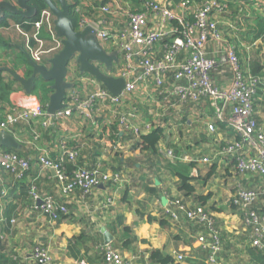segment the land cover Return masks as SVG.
I'll list each match as a JSON object with an SVG mask.
<instances>
[{
    "label": "crops",
    "instance_id": "1",
    "mask_svg": "<svg viewBox=\"0 0 264 264\" xmlns=\"http://www.w3.org/2000/svg\"><path fill=\"white\" fill-rule=\"evenodd\" d=\"M65 1L76 24L78 8L100 28L109 26L111 17L101 15L96 10L99 7L118 10L120 27L125 8L141 10L143 2ZM167 1L177 7L181 0ZM202 1L195 0L196 4ZM221 5L225 6L217 17L221 41L219 44L210 42L208 54L221 45H228L234 49L244 72L264 81V0H221ZM5 19L10 25L0 28V36H3L2 30L13 27L14 32L8 33L5 39L13 44L16 42L14 51L22 53L26 61L23 34L32 33L11 25L10 15ZM44 34L41 38L45 47L50 45V48L53 43L44 38ZM19 43L21 45H17ZM7 48L11 47L3 45L0 51ZM55 54L51 52L45 57V63L49 65ZM13 59L12 56L0 57L3 66L0 69H11L8 65H13ZM116 64L110 71L105 69L113 79H118L113 75L118 70ZM16 66L21 77L27 79L31 75L30 70V75L24 76L25 64ZM81 75L85 74L80 73L77 64L75 69L67 68L66 81L76 85L75 80L79 81ZM167 79L172 82L171 75ZM210 79L216 88L227 89L232 73L227 67H218L210 73ZM43 83L40 87L44 88L48 103L52 89L50 83ZM15 89L9 96L10 108L16 99L26 94L19 83ZM127 113L134 114L130 124L139 129V137L119 126V115ZM229 118L230 111L218 118L206 99L180 106L175 99L158 96L155 84L148 81L115 112L104 104L98 105L93 120H84L75 114L51 130H43L36 122L22 129L14 126L9 134L19 143L21 149L17 151L29 161L30 170L19 179L0 169V264H35L32 251L36 247L48 250L51 264H106L103 260L106 246L133 264H160L152 258L155 252L161 259H170L165 264H208L209 253L198 240L200 236L208 238L207 229L188 221L183 212L179 213L178 222L172 221L164 211L168 207L175 208L171 205L173 201H179L187 210L202 206L210 215L221 241L215 264H264V252L249 245L243 209L230 203L239 188L263 195L264 177L240 175L235 170L234 159L221 154L226 143L238 140ZM254 119L264 131V101L261 98L255 100ZM146 124L151 126L148 130L144 129ZM32 131L36 132L32 134ZM154 131L160 133L156 145L136 157L132 146L141 136ZM62 144L67 150L78 151L73 165L118 173V181L98 185L87 195L75 191L66 198L60 197L54 171L39 170L38 157L44 154L53 160L59 158ZM169 152L171 157L167 155ZM203 158L211 162L204 164ZM182 178L192 192L181 187ZM32 193L40 197L52 195L59 204L67 206L68 214L52 220L40 211L39 202L34 200ZM262 195L253 210L260 212ZM179 256L182 257L180 261Z\"/></svg>",
    "mask_w": 264,
    "mask_h": 264
},
{
    "label": "built area",
    "instance_id": "2",
    "mask_svg": "<svg viewBox=\"0 0 264 264\" xmlns=\"http://www.w3.org/2000/svg\"><path fill=\"white\" fill-rule=\"evenodd\" d=\"M224 8L221 0H203L200 4H196L195 0H181L177 7L167 0H143L141 10L130 6L125 8L119 27L120 12L102 6L95 9L101 15L110 16L111 20L109 26L101 28L77 8V31L85 27L93 28L104 51L117 52L118 70L113 75L124 80L123 90L119 95L112 96L94 78L81 75L79 81L76 78V85L73 82L71 90L66 92L64 108L53 115L47 113V104L43 106L38 96L24 94L15 100L10 111L0 119V133L9 134L17 122H36L43 130H51L75 114L81 119L93 120L98 105L104 104L115 112L130 95L150 81L155 84L158 96L175 99L180 106L197 104L206 99L218 118H222L225 111H230L229 122L238 140L226 143L221 154L234 159L235 170L240 175L264 177V131L258 128L254 119L255 100L261 98L264 101V81L245 73L234 49L228 45L219 46L212 54L207 52L210 42L219 44L221 41L217 17ZM32 26V34H23L25 51L35 64L48 66L45 57L51 52L58 53L62 47L53 31L51 13L43 10L39 20ZM44 28L53 43L50 48H46L40 38V31ZM94 66L102 74L112 76L102 64L94 63ZM218 67H227L232 73V82L227 89L216 88L210 79V73ZM75 68L77 63L73 60L68 69ZM170 75L172 82L167 79ZM134 117L132 113L120 114L118 124L123 130L139 137V129L130 124ZM150 127L146 124L144 129ZM208 128L213 130L212 126ZM61 149V156L55 160L44 154L38 157L39 170L54 171L60 197L66 198L75 191L87 195L98 185L118 181V173L104 172L100 168L90 170L78 167L68 174L64 162H75L78 151L67 150L64 144ZM167 155L172 156L170 152ZM201 162L209 164L211 161L203 158ZM0 169L21 179L30 170V163L23 156L0 149ZM261 195L254 190L239 188L232 195L230 203L233 207L243 209L244 223L249 230V245L264 252V192L261 213L252 209ZM32 197L39 202L40 211L54 221L68 214L67 206L59 204L52 195L40 197L32 193ZM171 205L175 208L168 207L164 213L172 221L178 222L179 213L183 212L188 221L207 229L208 238L200 236L198 240L209 253L208 264L217 263L221 241L205 208L196 206L187 210L179 201H173ZM32 258L35 264H51L49 252L44 248L36 247L32 251ZM103 260L106 264H133L109 246L104 248ZM178 260H182V257L179 256Z\"/></svg>",
    "mask_w": 264,
    "mask_h": 264
},
{
    "label": "water",
    "instance_id": "3",
    "mask_svg": "<svg viewBox=\"0 0 264 264\" xmlns=\"http://www.w3.org/2000/svg\"><path fill=\"white\" fill-rule=\"evenodd\" d=\"M53 17V31L55 36L60 39L61 49L49 61L48 66H39L35 64L28 55H25L26 61L31 68V75L25 79L11 69L4 70L12 79L19 83L26 94H30L35 80L40 78L43 82L50 83L52 93L48 98L47 113L55 114L64 108V98L66 92L72 88L66 81L67 68L71 61L79 66V71L94 78L100 83L112 96H117L124 88V80L113 79L102 74L94 63L102 64L107 71L118 62L117 52L106 53L99 44L93 28L85 27L77 31L76 25L70 15L69 6L65 0H42ZM28 0H17L16 6L2 1L0 2V16L2 10L9 14L18 15L23 18H29L36 14L34 7L28 5ZM0 146L6 149L17 151L21 149L19 143L12 135L1 132Z\"/></svg>",
    "mask_w": 264,
    "mask_h": 264
},
{
    "label": "trees",
    "instance_id": "4",
    "mask_svg": "<svg viewBox=\"0 0 264 264\" xmlns=\"http://www.w3.org/2000/svg\"><path fill=\"white\" fill-rule=\"evenodd\" d=\"M28 5L32 6L35 8L36 10V14L32 17L29 18H23L20 17L18 15H14V14H8L6 10L2 11V15L0 17V28H7L9 27L10 23L7 22V20L5 19L8 15H10V17L13 19L12 23L13 25H16V27L20 28L22 31H30L31 33L33 32V26L32 24L39 20L40 14L43 10H46L47 7L45 5V3L42 0H28ZM73 19V18H72ZM74 24L76 25V20L73 19ZM32 30V31H31ZM45 33V34H44ZM43 35L44 38H48L49 40L51 39L50 36L48 35L46 29H42L40 31V38L41 35ZM6 46L4 41L0 38V47L2 46ZM7 47H11L13 49V45H7ZM16 50V49H15ZM20 57L17 56V58H19V64H25L27 67V71L24 73V76L27 77L30 75V67L29 65H27L25 58L23 57V54L18 52V50L16 51ZM0 67H3L0 64ZM10 68H12V70L16 73H18L17 70V66L16 64H13ZM4 70L0 69V119H2L5 115V113H7L8 111H10V107L9 106V96L11 93H13L16 89H15V85L18 84L14 79H12L11 77H6L4 76L3 73ZM86 75V74H85ZM254 76V75H253ZM44 88H41L38 85H34L33 89L31 90V94L38 96L40 103L45 106L47 104V99L44 98ZM44 98V99H43ZM26 122H17L15 123V127L16 128H24V127H29L31 124H33V122H29L27 124H25ZM31 123V124H30ZM13 126V127H14ZM31 129V128H29ZM37 129V128H34ZM36 131H32V134H34ZM160 138V133L158 131H154L150 134L141 136L139 138V140L132 146V150L133 153L136 157L141 156L142 153H144L145 151H148L149 149L153 148L156 143L158 142ZM0 149L3 152H8V153H14L17 154L18 156H22L20 154V152L18 151H14L11 149H6L0 146ZM74 162H67L65 160L64 164L66 167V171L68 174H70L73 170H75L76 168H78L77 166L73 165ZM27 173V172H26ZM181 187L186 190L187 192L190 193L192 192V188L188 187L187 185V181L186 179L181 180ZM62 217V216H61ZM152 258L156 259L160 264H165L167 262L170 261V259H161L160 255L158 252H155L152 254Z\"/></svg>",
    "mask_w": 264,
    "mask_h": 264
},
{
    "label": "rangeland",
    "instance_id": "5",
    "mask_svg": "<svg viewBox=\"0 0 264 264\" xmlns=\"http://www.w3.org/2000/svg\"><path fill=\"white\" fill-rule=\"evenodd\" d=\"M2 1H5V2H7V3H9V4H11L12 6H16V0H0V2H2ZM55 2V1H54ZM46 10H48V9H46ZM12 21H13V19L12 20H10V22H11V25L13 24L12 23ZM13 30H15L13 27H11L10 29H8V30H2L3 31V36H0V38L4 41V43H5V45L7 46V45H15L16 44V42H14L15 44H13L12 42H10V41H8V40H6L5 38H6V35L8 34V33H13L14 31ZM17 45H21L20 43L19 44H17ZM49 46L50 45H48V48H49ZM25 49V48H24ZM10 56H12L14 59H13V64H16V65H18V66H20V64L18 63L19 62V58H17V56L19 57V54L16 52V51H14V49H11V48H7L6 50H4L3 52L2 51H0V57L2 58H4V59H7V58H9ZM5 64V63H4ZM9 67H11L12 65H8ZM12 69V68H11ZM3 73H4V75H7V73L5 72V71H3ZM42 83H43V81L40 79V78H37L36 80H35V84H37V85H39V86H41L42 85ZM41 84V85H40ZM44 84V83H43Z\"/></svg>",
    "mask_w": 264,
    "mask_h": 264
},
{
    "label": "clouds",
    "instance_id": "6",
    "mask_svg": "<svg viewBox=\"0 0 264 264\" xmlns=\"http://www.w3.org/2000/svg\"><path fill=\"white\" fill-rule=\"evenodd\" d=\"M56 2V1H55ZM49 11V10H48ZM104 88V87H103Z\"/></svg>",
    "mask_w": 264,
    "mask_h": 264
}]
</instances>
